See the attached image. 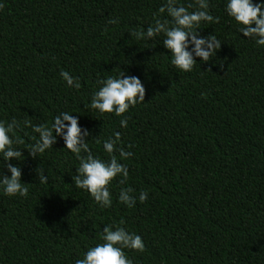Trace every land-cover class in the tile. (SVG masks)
I'll use <instances>...</instances> for the list:
<instances>
[{"label": "trees", "instance_id": "16d2710c", "mask_svg": "<svg viewBox=\"0 0 264 264\" xmlns=\"http://www.w3.org/2000/svg\"><path fill=\"white\" fill-rule=\"evenodd\" d=\"M165 2L0 0V122H18L10 135L23 140L13 145L23 157L9 163L29 189L9 197L0 186V264H75L102 243L107 225L142 238L143 252L124 250L132 264H264V46L242 35L227 0H208L218 22H202L199 36L221 46L181 71L163 34L130 35L168 19L159 13ZM62 71L81 87L68 86ZM122 72L140 78L144 102L120 117L91 109L99 81ZM62 112L78 119L102 160L103 142L120 133L114 154L128 179L109 185L111 207L75 186L80 162L62 136L35 158L27 152L39 134L25 120L51 127ZM121 148L132 155L120 160ZM0 173L11 176L2 154ZM121 188L133 189L134 207L119 201Z\"/></svg>", "mask_w": 264, "mask_h": 264}, {"label": "clouds", "instance_id": "9594fccd", "mask_svg": "<svg viewBox=\"0 0 264 264\" xmlns=\"http://www.w3.org/2000/svg\"><path fill=\"white\" fill-rule=\"evenodd\" d=\"M3 6L0 5V8ZM195 8L194 11H189ZM208 0H193V3L184 6L178 0H166L159 8L160 14H166L168 19H155V24L143 30L133 31L130 35L138 40L154 39L163 34L164 48L172 54L171 63L177 69L189 72L197 64L194 57L200 58L208 63L221 42L215 35L201 38L199 28L202 22H218L208 12ZM227 14L240 25L239 31L246 38L255 41L259 46H264V3H254V0H227ZM109 23H116L110 20ZM192 45L191 51L189 47ZM61 76L67 85L74 86L77 90L81 87L78 79L73 78L67 71H62ZM75 81V82H74ZM101 87L96 91L91 100V109L98 110L101 115L115 114L117 117L125 114L130 107L143 103L145 99V88L140 78L126 75L124 72L118 77L109 76L106 80L99 81ZM26 127H32V131L38 133V138L33 137L34 144L27 151L33 158L43 154L56 143V137L62 136L65 149L77 156L79 167L76 175L72 177L75 186L87 191L90 196L103 208H109L112 198L109 185L118 176L120 183H126L128 179L127 166L118 161L114 154L120 141V133H114L103 142V149L108 154V160L94 157L88 147V142L81 135L78 119L68 112H62L54 118L51 127L46 125L32 126L30 120H25ZM122 127H127V120L121 119ZM18 122L13 120L5 124L0 122V154L3 155L7 171L11 173L10 178L0 173V186L4 193L11 197L28 195L27 184L21 182V168L9 163L12 160L19 161L22 151L13 147L14 144H22L23 140L16 137L14 140L10 133L18 127ZM83 153L84 155H81ZM132 154L119 149L120 160L128 159ZM39 182L47 183V176L43 169H36ZM133 189L121 188L119 201L127 207H134L136 199L131 195ZM148 193L142 191L139 196L141 203L147 199ZM123 221H121V224ZM102 243L91 247L82 259H77L75 264H132V260L125 254V249L143 252L145 245L142 238L135 233H129L123 227L107 225L102 230Z\"/></svg>", "mask_w": 264, "mask_h": 264}]
</instances>
